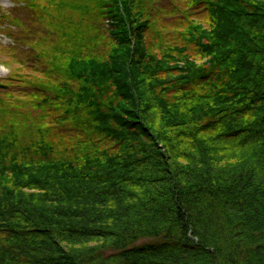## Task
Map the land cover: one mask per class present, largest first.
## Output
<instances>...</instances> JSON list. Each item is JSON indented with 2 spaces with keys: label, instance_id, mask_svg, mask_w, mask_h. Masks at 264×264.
Listing matches in <instances>:
<instances>
[{
  "label": "trees",
  "instance_id": "1",
  "mask_svg": "<svg viewBox=\"0 0 264 264\" xmlns=\"http://www.w3.org/2000/svg\"><path fill=\"white\" fill-rule=\"evenodd\" d=\"M24 1L0 264H264V0Z\"/></svg>",
  "mask_w": 264,
  "mask_h": 264
},
{
  "label": "rangeland",
  "instance_id": "2",
  "mask_svg": "<svg viewBox=\"0 0 264 264\" xmlns=\"http://www.w3.org/2000/svg\"><path fill=\"white\" fill-rule=\"evenodd\" d=\"M31 8L24 0H0V80L7 79L18 67L24 66L26 71L37 68L36 52L27 43L38 27ZM14 85V91H20L21 83Z\"/></svg>",
  "mask_w": 264,
  "mask_h": 264
}]
</instances>
